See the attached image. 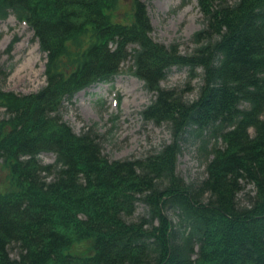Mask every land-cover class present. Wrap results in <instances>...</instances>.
I'll return each mask as SVG.
<instances>
[{
	"label": "trees",
	"instance_id": "obj_1",
	"mask_svg": "<svg viewBox=\"0 0 264 264\" xmlns=\"http://www.w3.org/2000/svg\"><path fill=\"white\" fill-rule=\"evenodd\" d=\"M121 1L0 0V20L24 21L46 54L38 91L0 89V264H264V0H197L184 53L152 40L142 1L119 18ZM126 62L152 95L141 120L171 140L109 160L97 127L77 134L62 111ZM173 68L187 72L182 89L161 86ZM184 147L201 180L176 174Z\"/></svg>",
	"mask_w": 264,
	"mask_h": 264
},
{
	"label": "rangeland",
	"instance_id": "obj_2",
	"mask_svg": "<svg viewBox=\"0 0 264 264\" xmlns=\"http://www.w3.org/2000/svg\"><path fill=\"white\" fill-rule=\"evenodd\" d=\"M140 1L147 8L153 41L165 46L177 43L182 53L193 47L191 36L201 28V13L196 0ZM130 12L131 0H122L117 11L119 18ZM45 62V55L40 52L32 31L24 23L11 14L0 20L1 90L17 94L38 91L46 81ZM129 64H122L120 74L111 82L80 91L70 103L64 102L63 106L62 118L75 133L91 125L97 127L99 134L104 137L102 153L109 160L141 159L171 140L166 124L155 125L141 120L139 114L152 101V95L144 89L140 80L126 73ZM2 73L7 75L5 79ZM186 82V70L173 68L161 86L182 89ZM198 83L194 79L190 87L197 90ZM194 97V91L188 94V98ZM4 116V109L0 108V119ZM115 117L116 121L110 122ZM39 158L43 164L54 162L53 154H42ZM201 162L202 158L198 159L194 147H184L178 156L176 174L185 182L201 180L204 176ZM4 184L5 174L0 170V189ZM252 190L251 186L245 189ZM242 195L243 192L238 198H242ZM140 213H143V207L138 205L136 214ZM9 253L14 257L16 251L11 249Z\"/></svg>",
	"mask_w": 264,
	"mask_h": 264
}]
</instances>
